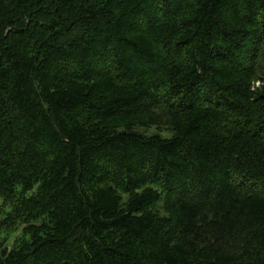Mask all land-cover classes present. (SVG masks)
I'll use <instances>...</instances> for the list:
<instances>
[{"label": "trees", "instance_id": "obj_1", "mask_svg": "<svg viewBox=\"0 0 264 264\" xmlns=\"http://www.w3.org/2000/svg\"><path fill=\"white\" fill-rule=\"evenodd\" d=\"M0 264H264V0H0Z\"/></svg>", "mask_w": 264, "mask_h": 264}, {"label": "rangeland", "instance_id": "obj_2", "mask_svg": "<svg viewBox=\"0 0 264 264\" xmlns=\"http://www.w3.org/2000/svg\"><path fill=\"white\" fill-rule=\"evenodd\" d=\"M148 132L151 133V134H153V133L157 132V129H156V128H152V129H150ZM15 235H16V232H14L13 234H11V235L9 236L10 239H12V241L10 242V244H9V241H8V242L3 243L2 246H4L5 244L11 246V245H12V242H13V237H14Z\"/></svg>", "mask_w": 264, "mask_h": 264}]
</instances>
